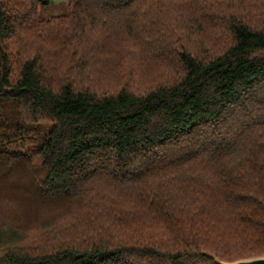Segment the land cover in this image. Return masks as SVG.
<instances>
[{"label": "trees", "instance_id": "obj_1", "mask_svg": "<svg viewBox=\"0 0 264 264\" xmlns=\"http://www.w3.org/2000/svg\"><path fill=\"white\" fill-rule=\"evenodd\" d=\"M53 1L0 0V264L264 256V0Z\"/></svg>", "mask_w": 264, "mask_h": 264}, {"label": "rangeland", "instance_id": "obj_2", "mask_svg": "<svg viewBox=\"0 0 264 264\" xmlns=\"http://www.w3.org/2000/svg\"><path fill=\"white\" fill-rule=\"evenodd\" d=\"M70 1L71 0H54L53 2H51L47 5L40 6V8H39L40 17L48 19V18H51L54 16L66 14L68 11ZM143 67H145V68L143 69ZM143 67H141V68L143 70H145V72H147V71L155 72V71L150 70L148 67H146L145 64L143 65ZM143 70H141L140 73ZM159 70H161V69H159ZM156 73H157V71H156ZM147 74H148V72H147ZM127 79H129V78L127 77ZM114 84H117V81H115ZM110 85H112V84H108L107 86H110Z\"/></svg>", "mask_w": 264, "mask_h": 264}, {"label": "water", "instance_id": "obj_3", "mask_svg": "<svg viewBox=\"0 0 264 264\" xmlns=\"http://www.w3.org/2000/svg\"><path fill=\"white\" fill-rule=\"evenodd\" d=\"M218 264H264V256L262 257H253L248 259H242L234 262H220L217 260Z\"/></svg>", "mask_w": 264, "mask_h": 264}]
</instances>
